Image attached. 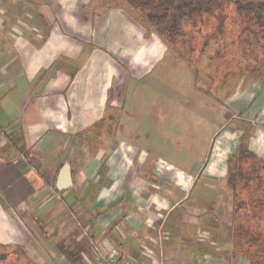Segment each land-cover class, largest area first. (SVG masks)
I'll return each mask as SVG.
<instances>
[{
	"label": "crops",
	"instance_id": "1",
	"mask_svg": "<svg viewBox=\"0 0 264 264\" xmlns=\"http://www.w3.org/2000/svg\"><path fill=\"white\" fill-rule=\"evenodd\" d=\"M67 3L0 0V245L35 248L50 264H100L107 253L131 264H218L231 243L227 162L245 132L264 160V80L238 79L213 132L210 103L194 120L204 122L196 140L155 138L151 109L137 113L141 132L117 139L127 88L150 77L164 49L121 9L91 16L93 1ZM115 38L130 46L113 58ZM66 163L72 185L58 191Z\"/></svg>",
	"mask_w": 264,
	"mask_h": 264
},
{
	"label": "rangeland",
	"instance_id": "2",
	"mask_svg": "<svg viewBox=\"0 0 264 264\" xmlns=\"http://www.w3.org/2000/svg\"><path fill=\"white\" fill-rule=\"evenodd\" d=\"M65 1H67L69 5H73L75 2H77V4H80L81 1L85 2V0ZM91 1H93L89 6V11L90 13L92 12L91 16L94 14V9L100 6L101 8L121 9L127 15V19H130L133 24L144 31L145 38L154 40L155 43L160 44L164 49V55L154 60L155 65L151 70V73H153L150 77H148L146 81L129 85L127 88L125 99L122 103V109H120L122 121L117 130V139L129 138L130 133L128 130L132 128L141 132V130L145 128V120L142 119L140 122L141 117H137V113L147 109L153 111V115L149 117V121L152 120L153 125L149 128L157 139H159L158 130H163L165 134L173 136L176 142L182 141L187 143L194 137H198L199 130L201 128L204 129V122L201 125L199 121H195L197 123L196 126L194 120H203V115L201 113L205 112L204 109L206 110V107L209 108L210 103L212 106H217L216 110L218 112L215 118L216 123L212 122L210 130L213 132L215 128L223 122L224 116L220 113L222 110L220 105L221 100H223L227 91L236 87L235 85L237 84L239 75L242 74V69H246L247 71L248 69L246 66L250 62L247 60L248 58L245 57L248 56V54L244 53L243 49L237 46L235 42L237 40V34H234L232 29V21L235 16L233 8L225 9L216 17L206 21L205 24L199 25L198 29L201 31L198 36L192 38L194 35H188V40L190 39V41L193 42L192 52L187 53V48H185L184 58H177L175 52H172L170 47L168 48L154 31L150 28L145 29L141 25L140 21L137 19L138 13L130 8L123 0ZM219 25L221 27H219ZM92 26L93 25L90 24V32L92 31ZM27 28L33 29V26L28 24ZM109 31L111 30L109 29ZM41 40L42 43H44V35L41 37ZM114 40L116 41H110L113 45L112 47H114L111 56L116 58L120 55L117 50L120 47L130 46V43L123 42L124 39L121 38H115ZM259 54L264 60V49L261 50ZM232 71H235V74L238 76L234 75ZM247 75L250 76L248 73H244V77ZM219 79H221L222 82L219 81ZM112 106L114 105H111V101L107 103V110L113 108ZM184 109H192L193 115H182L187 113ZM213 111H211L212 114ZM131 112L132 115L129 116ZM159 112L161 113V118L156 117ZM181 112L183 113L181 114ZM212 117L214 116L212 115ZM114 119L118 120L117 117H112L109 118V121ZM207 119L208 118H206V120ZM200 125L201 127H199ZM196 130L198 131L197 134L195 133ZM105 138L106 141L109 140L108 135H106ZM194 140L196 139L194 138ZM201 142L200 140V143ZM21 216L27 219L29 225H32V222L28 218V214L24 213L21 214ZM33 230L37 231V234L42 237L43 233L40 230ZM228 248H230V251L226 252H230V254L226 255L224 253L226 249L225 246H221L220 252L223 258L218 259V264L236 263V260L231 257V243L230 246H227V249ZM15 253H5L8 258L6 261L0 262V264L17 263V261L14 260ZM24 254L25 259H28L33 264H50L49 260H46L47 256L42 257L35 248L25 249ZM237 261L240 264L243 262L241 259ZM244 263L245 262L242 264Z\"/></svg>",
	"mask_w": 264,
	"mask_h": 264
},
{
	"label": "trees",
	"instance_id": "3",
	"mask_svg": "<svg viewBox=\"0 0 264 264\" xmlns=\"http://www.w3.org/2000/svg\"><path fill=\"white\" fill-rule=\"evenodd\" d=\"M123 1L138 13L141 25L154 31L177 58H184L185 48L187 53L192 52L193 42L188 40V35L198 36L199 25L233 8L235 42L248 54L245 57L250 61L246 66L248 70L242 69L239 79L264 80V60L259 54L264 49V0ZM232 73L238 76L235 71ZM244 73L250 76L244 77ZM249 135L248 132L242 135L227 162L225 184L232 200L228 233L235 264H240L238 259L244 264H264V160L249 150ZM24 251L23 246L0 245V262L7 260L5 253L17 252L14 255L17 263L13 264H33L25 259Z\"/></svg>",
	"mask_w": 264,
	"mask_h": 264
},
{
	"label": "water",
	"instance_id": "4",
	"mask_svg": "<svg viewBox=\"0 0 264 264\" xmlns=\"http://www.w3.org/2000/svg\"><path fill=\"white\" fill-rule=\"evenodd\" d=\"M71 170L69 164H64L57 179L56 189L58 191L66 190L71 187Z\"/></svg>",
	"mask_w": 264,
	"mask_h": 264
},
{
	"label": "built area",
	"instance_id": "5",
	"mask_svg": "<svg viewBox=\"0 0 264 264\" xmlns=\"http://www.w3.org/2000/svg\"><path fill=\"white\" fill-rule=\"evenodd\" d=\"M100 264H131L129 261H119L114 258L110 253L99 254Z\"/></svg>",
	"mask_w": 264,
	"mask_h": 264
}]
</instances>
